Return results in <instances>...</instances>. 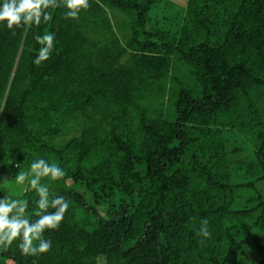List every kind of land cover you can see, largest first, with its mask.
I'll return each instance as SVG.
<instances>
[{
  "label": "trees",
  "instance_id": "trees-1",
  "mask_svg": "<svg viewBox=\"0 0 264 264\" xmlns=\"http://www.w3.org/2000/svg\"><path fill=\"white\" fill-rule=\"evenodd\" d=\"M163 2L89 0L78 19L58 7L39 26L0 24V198L37 219L27 182L20 194L1 182L42 158L65 172L41 180L49 199L70 205L47 253L17 240L0 264H249L248 244L264 248V196L234 207L264 181V0H185L175 20ZM111 9L128 17L123 40ZM45 32L54 50L36 66ZM77 187L95 205L132 204L100 215ZM203 219L210 238L196 236Z\"/></svg>",
  "mask_w": 264,
  "mask_h": 264
},
{
  "label": "clouds",
  "instance_id": "clouds-1",
  "mask_svg": "<svg viewBox=\"0 0 264 264\" xmlns=\"http://www.w3.org/2000/svg\"><path fill=\"white\" fill-rule=\"evenodd\" d=\"M64 7L66 19H78L82 10L90 7L89 0H3L0 4V24H6L8 30L22 27L39 26L42 21L47 23L52 19L48 9ZM35 40L41 46L33 63L41 66L50 59L54 50L55 34L45 32L36 35ZM20 167V165H17ZM64 170L57 163H49L45 159L33 161L29 171L20 170L15 181L18 184L29 185V190H34L38 199L35 201L38 217L34 221L26 218L28 201L25 199H10L5 196L0 198V250L7 251L14 241L19 240V248L25 256L37 257L47 253L52 246L50 239H44L43 234L48 230H56L60 227L70 205L63 196L49 199V187L42 184L43 178L50 182L64 177ZM52 208L54 211L49 212ZM196 236L210 238L208 220L203 219L201 226L196 229ZM203 242V240H201Z\"/></svg>",
  "mask_w": 264,
  "mask_h": 264
},
{
  "label": "rangeland",
  "instance_id": "rangeland-1",
  "mask_svg": "<svg viewBox=\"0 0 264 264\" xmlns=\"http://www.w3.org/2000/svg\"><path fill=\"white\" fill-rule=\"evenodd\" d=\"M184 2H185V0H164V2L160 4V6H163L165 8L163 13H166L167 16L171 20H175V19H177V15L179 13V10L181 8H183ZM112 11H115V12H113V13H115L114 15L112 14ZM109 13L111 14V18H112L115 29L118 31V34L120 35V37L123 40V33H121V30H119V29L123 25L125 27H127L128 17L125 14H123L121 11H118L115 9L109 10ZM149 15L152 19L151 22H153L155 25H158V26L165 25V23H162V20L160 19L161 18L159 16V15H161L160 13H157L156 11L151 10L149 12ZM149 24H150V22L148 23V25ZM13 167H16V166L13 165ZM247 179H251V178H247ZM1 184L8 187V189L14 194H20L24 190V185L16 183L15 179L12 178L11 175H8L5 178H3ZM68 185L69 186L72 185L71 181H68ZM76 189L78 190V192L83 193L82 188L77 187ZM257 192H260L261 195L264 196V181L258 182L256 184L255 188H252V189L250 188L249 190L241 191L240 195L238 196V198L236 200V203L234 204V207H240V206L244 205L246 197L255 195V194H257ZM83 195H84V198L89 205H95L87 193H85V194L83 193ZM119 201H125L129 205L132 204V199H130V198L121 199V195L116 193L115 196L112 197L110 200H106L105 201L106 203H101V204L95 205V206H96V208H98L99 214L102 215V214H104L105 209H107L108 206H111L113 204L117 205V203ZM81 206L85 207L84 205H81ZM77 213L83 215L87 219L92 218L91 212H81V210L78 209ZM250 235L251 236L255 235V232L250 231ZM257 239L261 243L264 244V238H262L260 235L257 237ZM260 258H264V248L261 250V249L257 248L253 244V242L249 243L247 246V249H246V262H249V264H254ZM101 260H100V262H101Z\"/></svg>",
  "mask_w": 264,
  "mask_h": 264
},
{
  "label": "built area",
  "instance_id": "built-area-1",
  "mask_svg": "<svg viewBox=\"0 0 264 264\" xmlns=\"http://www.w3.org/2000/svg\"><path fill=\"white\" fill-rule=\"evenodd\" d=\"M14 166H16V164H14Z\"/></svg>",
  "mask_w": 264,
  "mask_h": 264
}]
</instances>
